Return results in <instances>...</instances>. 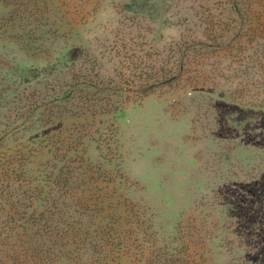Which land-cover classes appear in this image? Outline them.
<instances>
[{
	"label": "rangeland",
	"instance_id": "obj_1",
	"mask_svg": "<svg viewBox=\"0 0 264 264\" xmlns=\"http://www.w3.org/2000/svg\"><path fill=\"white\" fill-rule=\"evenodd\" d=\"M131 1L50 0L36 6L32 28L35 22H6L10 7L0 0V165L15 169L28 210L44 212V190L55 180L58 196L69 179L73 187L79 180L77 195L97 205L107 226L122 222L138 262L181 257L190 245L203 264H244L246 257L255 264L245 243L256 235L248 232L242 245L226 203L247 206L252 170L264 172V40L241 41L244 54L220 51L197 70L208 79L198 72L193 82L141 89L143 75L153 74L155 64L144 59L151 47L167 52L205 40V26L194 27L197 13L224 2L150 0L152 32L145 34L130 29L123 8ZM75 82L132 91L110 97L83 87L67 96ZM56 97L61 102L36 109ZM245 106L260 107L237 128L232 122ZM233 172L247 174L243 185L230 181Z\"/></svg>",
	"mask_w": 264,
	"mask_h": 264
},
{
	"label": "trees",
	"instance_id": "obj_2",
	"mask_svg": "<svg viewBox=\"0 0 264 264\" xmlns=\"http://www.w3.org/2000/svg\"><path fill=\"white\" fill-rule=\"evenodd\" d=\"M6 1L8 8L10 7L6 22L10 21L13 27L21 21L35 22L30 24V27L35 28L38 19L34 14L37 13L34 11L36 6L42 3L48 6L50 0ZM223 2L210 3L205 5V8L202 6L203 12L197 13L199 25L195 24L194 27L199 29L205 26V40L193 39L176 43L169 47L167 52L165 47L162 50L156 46L151 47L154 54L149 52L144 59L155 64L149 67L153 74L143 75L145 85L141 89L160 83H166L165 85L178 83L185 77H191L192 73H198L197 70L214 60L220 51L224 50L229 55L234 51L244 54L241 41L245 40L246 44H251L264 40V0H223ZM150 6V0H133L124 5L123 10L129 17L130 29L139 28L145 34L152 32L150 26L146 24V17L151 16L149 13L155 5ZM31 19L33 20L30 21ZM154 58L156 60H153ZM198 74L201 79H208L204 73ZM249 74L247 72V75ZM188 82H193L192 77ZM83 87L88 90L93 89L94 93L107 95L109 93L110 97L115 94L125 95L132 91L131 86L75 82L70 85L67 96H73ZM105 100L108 101L107 105H111V100L106 98ZM59 102H61L60 97H56L49 102L36 104V109L40 110L45 105ZM237 107H241V104H236ZM259 107H242V112L246 115H242L244 118L233 121L232 124L240 128L245 120L249 123L251 110ZM28 111H31V106ZM246 116L248 117L245 118ZM7 165L9 166L0 165V264H146L149 262V258L138 262L129 254L130 247L126 243L127 236L122 230V222H119L118 226L115 224L107 226L105 219L100 221L99 214L94 213L97 205H93L94 202L90 198L84 199L81 195H77L79 180L76 179V186L73 187L72 183L75 182L69 179L66 192L60 196L54 195L57 189L60 190V179L58 183L55 180L51 185L46 186L49 191L44 190L45 196H48L41 199L44 203V212H39L36 208L32 209L33 205H29L32 210H28L19 199L24 192L21 193L20 183L14 180L15 169L10 164ZM232 174L230 181L237 178L243 185L241 176L243 174L235 175L234 172ZM263 174L264 172H257L256 169L252 170L250 191L253 194L247 206H240L236 202L226 203V214L237 218L235 224L244 234L242 245L248 240L245 238L248 232L251 231L250 233L256 235L245 243L252 252H256L255 264H264V242L256 246L260 239H264ZM243 176L246 178L247 174ZM228 183L233 184V182ZM70 201L75 202L73 210L69 209ZM185 250V257L182 254L181 257H168L167 253H164L159 256L160 260L158 259L157 262L158 264H203V260L195 257L190 245H185ZM249 262L250 257H246L244 264Z\"/></svg>",
	"mask_w": 264,
	"mask_h": 264
}]
</instances>
